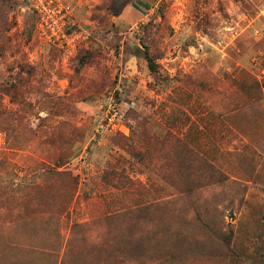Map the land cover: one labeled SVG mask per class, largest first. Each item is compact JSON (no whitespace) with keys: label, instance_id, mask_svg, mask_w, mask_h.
Returning a JSON list of instances; mask_svg holds the SVG:
<instances>
[{"label":"rangeland","instance_id":"1","mask_svg":"<svg viewBox=\"0 0 264 264\" xmlns=\"http://www.w3.org/2000/svg\"><path fill=\"white\" fill-rule=\"evenodd\" d=\"M76 12L63 45L25 2L0 0V264H264V0H77ZM113 109L128 134L99 128ZM168 131L228 185L178 180L177 158L166 178ZM74 222L89 229L71 238ZM105 227L129 242L98 239ZM125 243L131 260L102 257Z\"/></svg>","mask_w":264,"mask_h":264},{"label":"trees","instance_id":"2","mask_svg":"<svg viewBox=\"0 0 264 264\" xmlns=\"http://www.w3.org/2000/svg\"><path fill=\"white\" fill-rule=\"evenodd\" d=\"M145 55L148 61L149 68L151 70H155V64L152 59V56L149 54L148 51L145 52ZM260 90H262V86ZM260 96L261 97L264 96L263 91L262 93H260ZM157 141L159 143L158 145H159V150L161 152V157L165 161L164 169H166V173H167V174L165 173L166 178H168V176H175L176 169L174 168V163H172V158L174 160L177 158L180 160V164L177 169L176 176L177 175L178 176L176 178L178 180H184L186 178H188V180H191L192 178L198 179L199 186L197 189L199 191H201L203 188L207 189L213 186H216L217 188L221 189L226 187V185H228V182L231 181L229 174H227L214 162L209 160L206 156H204L202 153H200L198 150L192 147L182 137L177 136L173 132L168 131L163 138L161 139L158 138ZM71 154L70 156L68 155V157H71ZM234 182H238V180L234 179ZM173 199L174 197H167L165 199L156 200L152 203H149L148 206H146V208L149 209L151 213L156 212V209L159 208L164 209L165 207L170 206L174 201ZM135 208L137 207L126 208L115 213L107 214L101 219H97V221H101V220L105 221L112 218H121V219L123 218L126 220L127 216L130 215ZM85 226H87L86 223L74 222L71 227L70 237L71 238L79 237L78 235L81 234V231L89 229L88 227ZM112 228L113 227H105L102 233L99 232L98 239L103 234L105 240L113 239V240H117L119 243H121L123 240L129 242L128 235H125L124 233L121 234L120 231H112ZM221 234L222 235H218L219 240L223 242H228L229 239L227 238L225 233H221ZM105 245L106 244H102V247ZM127 246L128 244L126 243L120 246H111L112 255L105 254L104 249L102 248L101 249L102 257H104V259L112 258L114 259V261H116V263H118V261L125 262V260L128 259L131 260L132 259L131 248L127 249ZM104 248L107 250L106 247ZM138 256L140 257L144 256L143 249H141V252H139Z\"/></svg>","mask_w":264,"mask_h":264},{"label":"built area","instance_id":"3","mask_svg":"<svg viewBox=\"0 0 264 264\" xmlns=\"http://www.w3.org/2000/svg\"><path fill=\"white\" fill-rule=\"evenodd\" d=\"M37 17L39 32L50 41L67 45L76 39L74 32H69L75 23L77 0H22ZM117 109L109 111L99 128L128 134L129 127L123 122V115Z\"/></svg>","mask_w":264,"mask_h":264}]
</instances>
